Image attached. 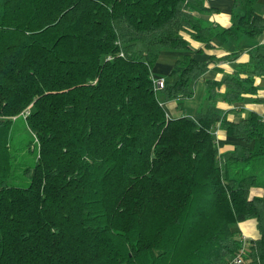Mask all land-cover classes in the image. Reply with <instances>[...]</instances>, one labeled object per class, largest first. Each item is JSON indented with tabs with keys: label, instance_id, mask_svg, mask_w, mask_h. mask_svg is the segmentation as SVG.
<instances>
[{
	"label": "trees",
	"instance_id": "1",
	"mask_svg": "<svg viewBox=\"0 0 264 264\" xmlns=\"http://www.w3.org/2000/svg\"><path fill=\"white\" fill-rule=\"evenodd\" d=\"M232 1L241 12L220 26L198 15L205 0H0V264H225L247 218L257 236L239 264H264V197L249 193L264 186V122L216 105L255 92L264 42L204 79L192 114L163 102L191 96L210 57L183 54L156 90L150 76L187 38L260 34L257 0ZM25 111L32 162L9 143Z\"/></svg>",
	"mask_w": 264,
	"mask_h": 264
},
{
	"label": "crops",
	"instance_id": "2",
	"mask_svg": "<svg viewBox=\"0 0 264 264\" xmlns=\"http://www.w3.org/2000/svg\"><path fill=\"white\" fill-rule=\"evenodd\" d=\"M258 5H257V4ZM255 8L264 16V1L257 0ZM205 5L212 7L211 10L199 13L198 15L206 22L215 23L220 26H229L231 24V10L239 13L240 6L237 4L233 7L232 0H205ZM189 49L187 50H168L162 49L159 51L156 59L150 66V76L153 78L167 77L170 68L174 61L180 58L183 54L193 56L199 59L210 57L207 64V69L197 78L194 83V89L191 96L186 100L198 99V103L190 104L188 108L183 109V106L174 99L163 102L165 112L169 115L192 114L201 105L205 103V86L204 79H221L233 72L237 63H245L249 60L248 49L256 43L264 42V35L261 32L255 36L241 35L238 38H227L220 43L213 39L210 41V46H205L202 42L187 38ZM254 84L256 85L253 94H244L243 98L236 102H225L218 99L216 105L226 111L228 118L244 116L249 111L256 112L259 116L264 115V79L260 76H254ZM223 85L218 87V91H223ZM216 144L218 151L231 149L233 143L238 139L226 135L222 130L215 129ZM251 195L264 197V186H253L249 192ZM237 235L243 234L247 239L257 236L255 220L247 218L235 223Z\"/></svg>",
	"mask_w": 264,
	"mask_h": 264
},
{
	"label": "rangeland",
	"instance_id": "3",
	"mask_svg": "<svg viewBox=\"0 0 264 264\" xmlns=\"http://www.w3.org/2000/svg\"><path fill=\"white\" fill-rule=\"evenodd\" d=\"M187 101L188 100H186L185 103L181 104L183 106V109L188 108V106L191 103L197 104L199 102L197 98L189 100V102ZM23 113L15 116L12 120L9 143H10V146L16 150L17 155H20V153H22L29 160V162H32L36 149H35V145L33 144L31 145V148L33 149L32 151H29V152L25 151V148H24L25 143L32 135L30 134L29 130L27 129L25 125V122L22 116ZM261 163L262 165H264V157Z\"/></svg>",
	"mask_w": 264,
	"mask_h": 264
},
{
	"label": "built area",
	"instance_id": "4",
	"mask_svg": "<svg viewBox=\"0 0 264 264\" xmlns=\"http://www.w3.org/2000/svg\"><path fill=\"white\" fill-rule=\"evenodd\" d=\"M264 35V30L262 31ZM152 83H153V89H158L159 87L162 86L163 79L160 77H153L152 78ZM27 112L25 111L22 116H24ZM262 121L264 122V115L260 116ZM215 133V131H214ZM238 240H239V246L237 250L234 252V254L230 257V259L227 260L225 264H239L242 260V254L245 252L248 239L246 238L245 235L240 234L238 235Z\"/></svg>",
	"mask_w": 264,
	"mask_h": 264
}]
</instances>
